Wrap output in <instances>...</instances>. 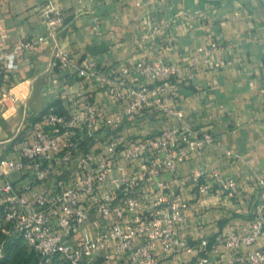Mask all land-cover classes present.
Segmentation results:
<instances>
[{"label": "crops", "instance_id": "crops-1", "mask_svg": "<svg viewBox=\"0 0 264 264\" xmlns=\"http://www.w3.org/2000/svg\"><path fill=\"white\" fill-rule=\"evenodd\" d=\"M49 2L65 18L57 44L80 66L94 61L103 69L122 68L156 60L183 66L172 81L170 92L176 95L168 105L185 115L186 124L210 133L215 141L175 174L165 172L145 186L143 194L153 201L157 183H165L186 205L187 221L179 230L191 246L201 250L202 241H207L202 255L209 257V264L231 257L225 249L214 251L215 243L231 234H248L258 206L264 204V193L256 184L258 178L264 179V0H0V56L11 55L22 40L45 35L38 13ZM151 25L158 31L153 32ZM210 42L219 46L212 62L224 65H190L189 58ZM54 45L49 40L42 48L19 55L14 70L4 64L0 153L18 130H30L51 105L63 115L72 113L70 103L76 99L107 113L114 111L106 92L54 65ZM177 123L175 117L150 108L120 130L139 140L148 134L157 137ZM199 171L235 179L233 196L215 191L195 198L189 179ZM263 244L264 237L243 251ZM157 255L161 264H199L185 250L165 255L159 247Z\"/></svg>", "mask_w": 264, "mask_h": 264}, {"label": "built area", "instance_id": "built-area-1", "mask_svg": "<svg viewBox=\"0 0 264 264\" xmlns=\"http://www.w3.org/2000/svg\"><path fill=\"white\" fill-rule=\"evenodd\" d=\"M45 35L25 39L13 53L0 56V72L17 68L16 58L54 41V65L94 84L106 92L112 113L99 110L89 101L70 103L72 113L63 115L53 106L30 130H18L15 153H0V213L3 232L16 237L41 259V264H161L165 255L180 250L192 254L199 264H209L201 250L191 246L179 230L187 221L186 205L156 185L157 197L150 201L143 188L165 172L175 174L195 153L214 144L208 132H198L185 123V115L169 107L172 81L183 66L163 60L139 62L122 68L103 69L96 62L80 66L70 52L57 44L65 24L62 10L52 2L39 11ZM157 32L159 27L151 25ZM172 44V41H169ZM219 46L210 42L190 58L192 66L219 68L212 56ZM156 109L175 117V126L131 140L121 133L127 120L145 109ZM189 181L193 195L210 196L221 191L233 196L237 181L219 172L199 171ZM264 193V179H257ZM264 237V204L258 206L251 230L219 239L213 249L227 250L215 264H264V244L244 252Z\"/></svg>", "mask_w": 264, "mask_h": 264}, {"label": "trees", "instance_id": "trees-1", "mask_svg": "<svg viewBox=\"0 0 264 264\" xmlns=\"http://www.w3.org/2000/svg\"><path fill=\"white\" fill-rule=\"evenodd\" d=\"M5 227L0 213V249L2 250L0 264H41L40 256L34 250H30L21 239L9 237L3 232Z\"/></svg>", "mask_w": 264, "mask_h": 264}, {"label": "rangeland", "instance_id": "rangeland-1", "mask_svg": "<svg viewBox=\"0 0 264 264\" xmlns=\"http://www.w3.org/2000/svg\"><path fill=\"white\" fill-rule=\"evenodd\" d=\"M33 121H34V120H31V121H30V124L33 123ZM28 126H29V125H28ZM22 130H23V129H22ZM16 134H17V133H16ZM16 134H15V136H14L13 141L7 146V149L4 150V151H2V153H3L4 155L9 156V155H12V154L15 153L16 146H17L18 141H19V139L16 138ZM11 136H12V135H10V137H11ZM1 254H2V250L0 249V256H1Z\"/></svg>", "mask_w": 264, "mask_h": 264}]
</instances>
